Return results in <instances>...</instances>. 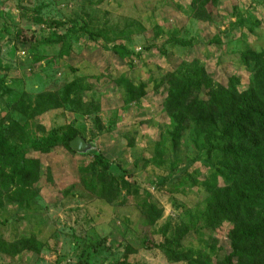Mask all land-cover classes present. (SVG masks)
Wrapping results in <instances>:
<instances>
[{
	"label": "rangeland",
	"instance_id": "obj_1",
	"mask_svg": "<svg viewBox=\"0 0 264 264\" xmlns=\"http://www.w3.org/2000/svg\"><path fill=\"white\" fill-rule=\"evenodd\" d=\"M205 1L0 0V130L29 162L0 163V264L226 257L233 225L207 215L229 177L224 119L173 109L172 88L191 82L202 101L230 80L258 90L261 67L243 57L264 55V0ZM58 128L93 153L32 151Z\"/></svg>",
	"mask_w": 264,
	"mask_h": 264
},
{
	"label": "trees",
	"instance_id": "obj_2",
	"mask_svg": "<svg viewBox=\"0 0 264 264\" xmlns=\"http://www.w3.org/2000/svg\"><path fill=\"white\" fill-rule=\"evenodd\" d=\"M205 2L207 8L209 2ZM15 37L23 46L38 43L37 37L25 30H19ZM243 61L244 65L261 67L255 79L258 90L252 87L242 93L230 80L226 87L212 89L208 101H202L201 87L191 82L172 88L173 109L188 106L195 121L205 120L206 115V119H213L214 115L224 119L218 140L223 145L219 150L220 166L221 173L229 177L213 193L207 215L213 224L228 222L233 229L229 235L230 251L218 264H264V55L247 53ZM173 80L182 81L177 76ZM76 137L58 128L48 138L31 143L30 148L47 152L61 143L71 150L70 143ZM17 160L23 169L29 163L21 149L9 144L0 130V163L13 166ZM95 163L102 169L110 167L102 156H97ZM114 175L124 178L121 172Z\"/></svg>",
	"mask_w": 264,
	"mask_h": 264
},
{
	"label": "water",
	"instance_id": "obj_3",
	"mask_svg": "<svg viewBox=\"0 0 264 264\" xmlns=\"http://www.w3.org/2000/svg\"><path fill=\"white\" fill-rule=\"evenodd\" d=\"M70 148L72 151H74L77 154H90L94 151L95 147L93 144L88 143L84 138L82 137H76L72 142L70 143Z\"/></svg>",
	"mask_w": 264,
	"mask_h": 264
}]
</instances>
